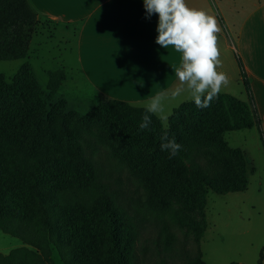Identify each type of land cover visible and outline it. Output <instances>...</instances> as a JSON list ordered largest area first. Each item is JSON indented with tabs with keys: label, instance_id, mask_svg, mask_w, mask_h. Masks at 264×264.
<instances>
[{
	"label": "trees",
	"instance_id": "obj_1",
	"mask_svg": "<svg viewBox=\"0 0 264 264\" xmlns=\"http://www.w3.org/2000/svg\"><path fill=\"white\" fill-rule=\"evenodd\" d=\"M36 24L28 0H0V60L26 57ZM22 75L35 77L28 62L11 83L0 74V103L5 91L27 102ZM47 75L46 88L52 95L66 74L57 69ZM246 88L242 115L232 119L219 113L218 98L204 109L192 99L172 109L168 131L177 143L194 146L191 157L157 159L117 149L110 152L115 163L143 187L144 199L136 200L115 186L119 178L88 151L90 142L68 121L58 122L65 144L60 145L57 136L54 144H48L39 136L41 126L27 122L24 106L1 109L0 231L22 245L0 253V264H53V249L61 264H205L199 248L204 224H196L197 247L192 252L177 240L167 211L171 198L199 205L207 190L226 194L247 188L248 172L254 169L248 170L242 151L223 138V132L255 122L264 146L255 99L251 87ZM93 111L135 131L142 130L139 125L147 114L146 108L119 99H101ZM148 115L149 128L161 127L158 116ZM148 226L154 230L150 239L145 237ZM263 252L264 245L257 264H262Z\"/></svg>",
	"mask_w": 264,
	"mask_h": 264
},
{
	"label": "rangeland",
	"instance_id": "obj_2",
	"mask_svg": "<svg viewBox=\"0 0 264 264\" xmlns=\"http://www.w3.org/2000/svg\"><path fill=\"white\" fill-rule=\"evenodd\" d=\"M262 1L187 0L194 8L214 15L221 27L218 43L222 66L218 71L225 72L229 76L230 83L222 88L216 105L219 107V113L228 119L242 115V103L247 102L246 87H251L249 77L237 53L238 28L245 15ZM23 63L25 58L0 60V74L3 80L11 83ZM33 66L35 77L22 75L19 79L22 81V93L27 97V102L21 103L17 93L5 91L1 94L0 110L15 104L24 106L23 111L27 122L41 126L39 136L48 144H54L55 136L59 137L60 145L65 144L67 139L60 135L58 126L59 120L65 119L71 126L78 128L84 134L83 138L90 142L91 147L88 151L94 152V157L107 168H111L113 175L119 178L115 186H118L126 197L134 200L139 197L144 199V190L138 180L130 176L124 167L116 164L110 152L117 149L142 153L157 159L170 156L168 150L161 149V144L165 142L163 140L165 133L169 139L173 138L168 131L167 121L160 119L161 127L153 126L135 131L105 115H95L93 109L101 99L90 104L89 107L77 106L80 97H76L78 96L76 92H70L65 79L61 81V86L50 95L46 88L48 81L46 67H43L40 62H36ZM47 66L49 69L55 68V66ZM182 96L183 94L175 99L173 104H177L180 99L177 106L191 100L187 92L184 97ZM253 119L255 121L254 117ZM223 138L230 147L239 148L242 151L248 160V170L252 167L254 169L248 172V185L251 183V186L247 196H244V203L241 204L242 202L231 199L227 194H217L212 190L205 192L199 205L171 198V207L167 211L168 220L177 240L186 244L192 252H195L197 247L194 240L195 227L201 223L204 224L199 248L205 264H229L230 262L256 264L264 243V210H261L259 195L256 194L257 183H262L264 187V146L255 122L251 127L225 131ZM179 144L182 147L175 157H191L195 154L194 146L188 148L185 142ZM256 195L258 197H255ZM251 203L254 205L253 208ZM148 228L145 237L150 239L154 236V230L149 226ZM21 245L22 242L18 238L0 231V253L7 254L11 249ZM52 259L53 264H61L55 249L52 251Z\"/></svg>",
	"mask_w": 264,
	"mask_h": 264
},
{
	"label": "crops",
	"instance_id": "obj_3",
	"mask_svg": "<svg viewBox=\"0 0 264 264\" xmlns=\"http://www.w3.org/2000/svg\"><path fill=\"white\" fill-rule=\"evenodd\" d=\"M28 1L36 12L37 24L25 62L34 73L36 62L46 67V73L63 69L70 92L80 97L77 106L119 99L145 108L157 93L178 86L175 69L180 66L181 54L171 46L166 50L155 43L158 15L146 19L143 0ZM236 48L250 80L264 136V0L241 21ZM173 101L165 102L166 114L179 103ZM250 184L244 191L226 194L243 204ZM256 194L264 210L262 183H257Z\"/></svg>",
	"mask_w": 264,
	"mask_h": 264
},
{
	"label": "clouds",
	"instance_id": "obj_4",
	"mask_svg": "<svg viewBox=\"0 0 264 264\" xmlns=\"http://www.w3.org/2000/svg\"><path fill=\"white\" fill-rule=\"evenodd\" d=\"M145 18L158 15L155 43L164 49L171 48L181 54L180 66L175 69L178 86L170 92L157 93L145 105L146 113L139 125L148 129L151 117L156 115L167 121L165 102L175 100L187 92L197 108L210 107L222 88L230 83L229 76L218 71L222 66L218 34L221 27L214 15L202 9L189 7L186 0H143ZM235 51V48H233ZM162 150H168L170 158L178 155L182 145L175 138L164 134Z\"/></svg>",
	"mask_w": 264,
	"mask_h": 264
}]
</instances>
